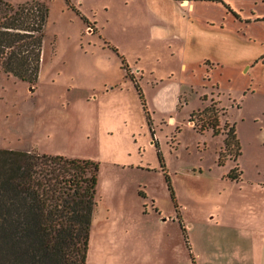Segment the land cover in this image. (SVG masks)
I'll use <instances>...</instances> for the list:
<instances>
[{"label": "rangeland", "instance_id": "obj_1", "mask_svg": "<svg viewBox=\"0 0 264 264\" xmlns=\"http://www.w3.org/2000/svg\"><path fill=\"white\" fill-rule=\"evenodd\" d=\"M40 1L36 83L0 69V148L98 163L85 264H264V0Z\"/></svg>", "mask_w": 264, "mask_h": 264}, {"label": "trees", "instance_id": "obj_2", "mask_svg": "<svg viewBox=\"0 0 264 264\" xmlns=\"http://www.w3.org/2000/svg\"><path fill=\"white\" fill-rule=\"evenodd\" d=\"M47 11L40 0H0L4 73L36 83ZM204 121L219 133L215 113ZM225 144L240 154L232 125ZM98 169L91 159L0 148V264H85Z\"/></svg>", "mask_w": 264, "mask_h": 264}, {"label": "crops", "instance_id": "obj_3", "mask_svg": "<svg viewBox=\"0 0 264 264\" xmlns=\"http://www.w3.org/2000/svg\"><path fill=\"white\" fill-rule=\"evenodd\" d=\"M175 4H177L178 6H184V7H189V8H191V5H192V7H194V1H189V0H187V5H184L183 3H182V1L181 0H172ZM185 12H187V13H185ZM233 13H236L234 10H233ZM164 19V18H163ZM189 19H190V21L192 22L193 21V19H194V10H192V11H190V10H188V11H179L178 13H177V15H176V22H178L179 23V21L181 22V23H183V25H181L183 28H186V30H187V28L189 27V24H190V21H189ZM259 19H264V17H261V18H259V17H257L255 20H259ZM194 22V21H193ZM203 24L204 25V27L206 26V21L204 22L203 20H201V23H200V21L198 20V22H195V24ZM211 25H214L213 23H211ZM156 29L161 33V34H163L164 36H166V34H170V33H167V32H165L164 30H163V28H161L160 27V25L159 24H157L156 23ZM201 29H203V28H201ZM171 36H172V38L173 39H176L175 37H174V35L173 34H170ZM181 36H179L178 38H179V40H181L182 38H180ZM182 68L184 67H186V65H185V63L184 62H182ZM264 228V227H263ZM259 236H261L262 238H261V240H259V242H261L262 243V247L264 248V246H263V241H264V233H261ZM258 255H259V257H256V258H261V257H264V252H263V249H262V251H259L258 253H257ZM256 263H258V264H260L261 263V261H258V262H256ZM255 263V264H256Z\"/></svg>", "mask_w": 264, "mask_h": 264}, {"label": "water", "instance_id": "obj_4", "mask_svg": "<svg viewBox=\"0 0 264 264\" xmlns=\"http://www.w3.org/2000/svg\"><path fill=\"white\" fill-rule=\"evenodd\" d=\"M186 0H183L182 2H185Z\"/></svg>", "mask_w": 264, "mask_h": 264}]
</instances>
